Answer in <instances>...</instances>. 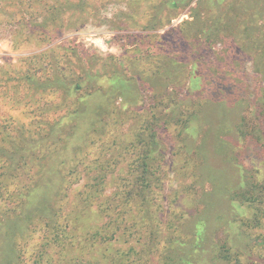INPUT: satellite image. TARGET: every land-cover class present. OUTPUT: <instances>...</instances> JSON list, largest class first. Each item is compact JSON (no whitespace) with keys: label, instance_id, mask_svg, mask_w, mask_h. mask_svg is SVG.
<instances>
[{"label":"rangeland","instance_id":"obj_1","mask_svg":"<svg viewBox=\"0 0 264 264\" xmlns=\"http://www.w3.org/2000/svg\"><path fill=\"white\" fill-rule=\"evenodd\" d=\"M85 2L83 11L53 20L51 0H0V140L21 125L46 129L44 122L78 106L56 85L38 87L25 75L70 83L84 71L96 74L90 86L100 91L86 104L103 110L97 132L86 131V115L75 117L72 144L82 145L81 163L64 185L56 239L39 218L16 238L17 264H110L129 247L137 252L123 255L122 264H264V59L259 72L252 49L226 34L227 0H189L155 28L147 25L156 0ZM228 16L234 26L250 21L233 8ZM27 21L40 25L29 33ZM116 74L131 77L130 86L109 90L107 79ZM168 106L178 107L175 118L198 113L192 144L180 122L163 128ZM144 122L147 131L159 125L152 165L161 183L151 188L150 220L141 219L139 197L126 195L129 142ZM97 160L106 170L103 189L98 202H85L84 182Z\"/></svg>","mask_w":264,"mask_h":264},{"label":"trees","instance_id":"obj_2","mask_svg":"<svg viewBox=\"0 0 264 264\" xmlns=\"http://www.w3.org/2000/svg\"><path fill=\"white\" fill-rule=\"evenodd\" d=\"M249 1L227 0L226 34L230 35L232 39H236L235 42L238 46L252 49L257 66L260 67L258 71L261 72V70L263 71L261 66L264 59V42L261 41L262 36H264V7H260L257 4L258 0L255 3ZM188 2L189 0H156L152 6L154 8L153 13L150 15L147 26L150 28L162 26L170 19V13L174 9ZM85 4V0H51L47 9L51 12L48 18L50 17L54 20L55 17L61 18L62 14L67 11L73 13L79 10L83 11ZM232 8L233 10H239L240 15H249L250 21L247 23L246 20L243 21L239 18L236 26H234L233 23L236 21V16L230 14L233 16L234 22L228 16ZM162 11L165 12L161 14ZM254 15L255 17H253ZM23 23L20 22V24ZM27 23L31 24L29 33L34 32L35 26L40 25L29 21ZM202 26L204 24L200 23L198 25V27ZM210 27L215 28L219 32L215 23ZM254 32H258V36H254ZM23 78L27 82L37 84L38 87L41 86L42 88H46L47 85H50L49 83L56 85L67 96L75 98L78 106L67 111L53 122H44L48 127L46 129L39 128L38 131H32L21 125V129L14 137L9 134L1 137L0 202L2 204L0 205V264H17L19 262V247L16 244V238L23 236L26 231L32 232V225H36L40 220L39 218L47 220L44 225L47 226V229H54L50 232V235L53 240L56 239V219L60 211L59 201L65 194L64 185L69 175L78 172V164L81 163L80 153L82 145L79 143L72 144L78 131V122L74 121L75 117L81 113L87 116L88 127L86 131H99V121L101 120L102 122V119L97 117L98 114L102 113V107L99 108L97 104L92 106L86 104L89 97L100 91L99 88L93 89L90 86V82L97 83V79L100 76L84 71L82 80H74L70 83L63 81L64 78L60 77H56L53 82H41L30 75H25ZM132 80L131 77L127 78L122 74L113 75L107 79L108 89L112 91L117 84L123 88H127V86H130L129 83ZM195 81L196 78L194 77L191 83L193 84ZM84 87H87L86 89L89 87L90 89L86 90ZM135 89H137L136 85ZM83 91L84 94H79ZM188 97L189 95L184 96L183 99L179 98L180 102L188 99ZM219 99V96L217 98H209L211 103L213 100H216L215 102L218 103ZM169 109L172 114L161 121L163 128L169 126L173 119L177 123L180 122L182 132L186 134V138L188 137L192 144L194 139L193 123L199 119L198 113L192 112L187 118H175L178 113V107L168 106L167 110ZM153 117H155L154 114H152ZM156 124L158 122L154 124L151 130L147 131L148 125L144 122L129 142L134 152V158L129 162L128 172L133 179H129L130 183L127 185L126 195L139 197L143 210L141 219L146 217L149 220L152 217L148 211L149 198L154 193L151 188H159L161 183V178L155 175L156 167L152 165V162L156 159V155L159 153L157 151L159 144L155 130L159 125ZM238 131H240L238 134L240 137L244 132L240 129ZM234 141L237 143L236 139ZM44 144L46 145L43 146ZM90 170L92 171V174L89 176L90 181L84 182V187L89 190L87 189L88 191H86L87 193L82 198V201L88 202L94 199L93 201L98 202V195L103 189L104 171L106 170L98 160ZM125 198L128 201V197ZM99 207L101 208V206ZM95 233L99 234L98 231ZM169 247L166 244L162 246L160 254L163 257L168 254ZM131 251L137 252L134 250V247H129L128 251L115 256L110 264H122L123 255L128 256ZM79 264L101 263L98 261H86Z\"/></svg>","mask_w":264,"mask_h":264}]
</instances>
